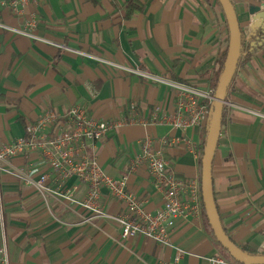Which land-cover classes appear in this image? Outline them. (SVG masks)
<instances>
[{"label": "crops", "instance_id": "1", "mask_svg": "<svg viewBox=\"0 0 264 264\" xmlns=\"http://www.w3.org/2000/svg\"><path fill=\"white\" fill-rule=\"evenodd\" d=\"M231 2L241 30L259 23L249 9L264 0ZM0 23L35 35L0 27V146L22 137L25 123L47 109L64 112L81 104L105 120L126 119L131 111L139 121L119 124L89 148L103 170L125 176L146 209L159 208L161 193L145 163L135 161L140 140L149 136L178 177L200 183L203 127L182 131L153 116L174 111L175 90L165 81L211 87L229 40L216 0H44L19 12L0 4ZM224 106L211 169L218 215L233 242L264 251V49L241 53ZM182 136L195 144L194 153ZM41 175L47 191L36 187ZM57 187L38 150L2 163L3 264H172L177 249L178 264H209L207 257L222 255L201 218H176L170 244L124 238L114 218L123 203L106 189L103 215L96 216L80 205L86 183L65 180L74 201L61 197Z\"/></svg>", "mask_w": 264, "mask_h": 264}, {"label": "built area", "instance_id": "2", "mask_svg": "<svg viewBox=\"0 0 264 264\" xmlns=\"http://www.w3.org/2000/svg\"><path fill=\"white\" fill-rule=\"evenodd\" d=\"M43 1L0 0V4L19 12L25 5L38 7ZM257 20L259 23H248L247 28L242 29L241 53L247 50L252 32L262 22V19ZM29 25L34 26L33 19ZM0 27H7L17 34L35 38V35L25 29L8 27L1 23ZM76 52L85 54L82 51ZM150 78L160 80L158 77ZM165 82L175 90L174 111L161 117L154 113L153 120L182 131L187 128L203 127L209 118L208 106L214 101V88L201 90L188 83ZM135 120L139 121L131 111L126 119H99L89 115L86 106L81 104H73L64 112L47 109L34 121L25 123V133L22 137L0 146V167L6 158L12 155L38 150L58 184L57 191L61 197L74 201L72 194L66 191L63 185L66 179L75 177L87 185L86 194L80 205L91 215L102 216L101 191L106 189L109 196L123 203V209L114 217L119 223L121 237L143 236L161 244H170L171 230L176 218H201L199 181L195 178L178 177L170 159L152 148L151 138L149 136L142 138L141 151L135 157V161L145 163L151 183L161 193L163 200L159 208L151 211L146 209L142 201L127 187L125 176L117 178L107 174L95 155L89 153V148L111 129ZM178 139H182L193 153L196 151L195 144L188 137L182 136ZM46 180V175H41L37 179L35 184L38 190H48ZM2 250L0 248V264L4 263ZM181 256L182 251L177 249L172 264H178ZM207 261L209 264H229L220 255H210Z\"/></svg>", "mask_w": 264, "mask_h": 264}, {"label": "water", "instance_id": "3", "mask_svg": "<svg viewBox=\"0 0 264 264\" xmlns=\"http://www.w3.org/2000/svg\"><path fill=\"white\" fill-rule=\"evenodd\" d=\"M228 27L229 40L222 70L214 89V101L208 123L206 137L200 157V194L210 229L216 241L240 264H264V254H249L241 249L225 232L215 204L212 188V161L217 146L222 120V110L229 85L237 69L241 55L242 30L239 25L237 13L231 0H217ZM249 12L256 18L264 19V4L250 7ZM262 23V22H261ZM264 41V40H263ZM263 41H259V45ZM253 45V42H251Z\"/></svg>", "mask_w": 264, "mask_h": 264}, {"label": "trees", "instance_id": "4", "mask_svg": "<svg viewBox=\"0 0 264 264\" xmlns=\"http://www.w3.org/2000/svg\"><path fill=\"white\" fill-rule=\"evenodd\" d=\"M216 2L218 3L217 0H216ZM228 37H229V35H228ZM263 40H264V19L262 20V23L252 32L246 51L250 52V51H256V50H259V49H264V41ZM259 41H263L261 45L258 44ZM251 42H253V45H251ZM226 51L219 58L218 67H217L214 75L211 78V80H212L211 87L214 88V89H215V85H216L217 79L219 77V74H220V72L222 70V67H223V62H224V58H225V55H226ZM208 107H209V118L207 119L206 124L203 126L202 142H201V145H200V148H199V160H198V162H199V172H200V157H201V153H202V149H203V145H204V141H205V137H206L208 123H209V120H210V117H211L212 103L209 104ZM224 113H225V106H223V110H222V119L224 117ZM221 122H222V120H221ZM201 221L203 222L204 226L206 227L208 232L211 234V236L214 238L213 232L210 229V225L208 224L206 215L204 213L202 202H201ZM219 247H220L221 253H222V255H220V256H222L226 260H231L232 262L239 263V262L235 261L234 259H232L230 257V255L228 254V252L222 246L219 245ZM240 247H241V249L243 251H245L246 253H249V254H264V251L257 252V251L248 249L246 246H240Z\"/></svg>", "mask_w": 264, "mask_h": 264}]
</instances>
